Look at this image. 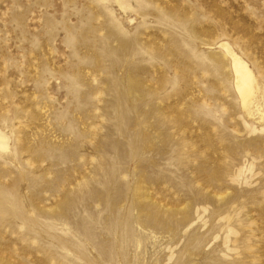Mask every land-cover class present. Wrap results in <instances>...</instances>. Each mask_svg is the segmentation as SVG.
<instances>
[{
	"label": "rangeland",
	"instance_id": "obj_1",
	"mask_svg": "<svg viewBox=\"0 0 264 264\" xmlns=\"http://www.w3.org/2000/svg\"><path fill=\"white\" fill-rule=\"evenodd\" d=\"M223 41L264 92V0H0V264H264Z\"/></svg>",
	"mask_w": 264,
	"mask_h": 264
},
{
	"label": "bare ground",
	"instance_id": "obj_2",
	"mask_svg": "<svg viewBox=\"0 0 264 264\" xmlns=\"http://www.w3.org/2000/svg\"><path fill=\"white\" fill-rule=\"evenodd\" d=\"M219 47L225 51L233 64L232 67L235 73L234 82L243 110L249 116L260 113L261 115L259 116L264 119V92L261 90L259 81L248 62L228 42H221ZM0 140V147L7 148L4 145L6 137L0 134Z\"/></svg>",
	"mask_w": 264,
	"mask_h": 264
}]
</instances>
